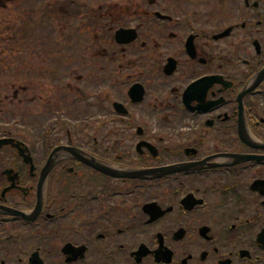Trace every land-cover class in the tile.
Masks as SVG:
<instances>
[{
	"label": "flooded vegetation",
	"instance_id": "obj_1",
	"mask_svg": "<svg viewBox=\"0 0 264 264\" xmlns=\"http://www.w3.org/2000/svg\"><path fill=\"white\" fill-rule=\"evenodd\" d=\"M54 22L79 25L75 55L44 50L43 37L34 46L35 26ZM120 30L128 31L122 45ZM0 66L17 78L79 75L65 84L75 103L51 86L37 107L34 81L0 90V114L18 118L16 127L0 121V142H21L34 160L32 169L12 145L0 149V264L259 259L264 189L252 187L264 182V78L252 81L264 69V0H0ZM37 129L49 144L44 164L71 146L116 172L174 173L115 178L65 161L37 211ZM69 181L75 194L66 196Z\"/></svg>",
	"mask_w": 264,
	"mask_h": 264
},
{
	"label": "water",
	"instance_id": "obj_2",
	"mask_svg": "<svg viewBox=\"0 0 264 264\" xmlns=\"http://www.w3.org/2000/svg\"><path fill=\"white\" fill-rule=\"evenodd\" d=\"M263 77H264V72H262L259 79H262ZM66 156L81 160V161L91 165L92 167H94L96 169H100L101 171L106 172L105 169L101 165L97 164L95 161H91V160L87 159L84 156V154L80 151H77L75 149H66V148L57 149L53 153V155L51 156L47 166L45 167V169L43 170V173H42V181H41L40 190H39V194H40L41 199H42V195H43V191H44V185H45V181H46L47 177L49 176L52 169L62 160L63 157H66ZM150 174H155V173H142V174L141 173H135V174H132L131 177H134V178L145 177V176L150 175ZM159 175L155 174V175H152L151 177H157ZM261 243L264 245V233L261 236Z\"/></svg>",
	"mask_w": 264,
	"mask_h": 264
},
{
	"label": "rangeland",
	"instance_id": "obj_3",
	"mask_svg": "<svg viewBox=\"0 0 264 264\" xmlns=\"http://www.w3.org/2000/svg\"><path fill=\"white\" fill-rule=\"evenodd\" d=\"M10 76H4V80L8 79Z\"/></svg>",
	"mask_w": 264,
	"mask_h": 264
}]
</instances>
